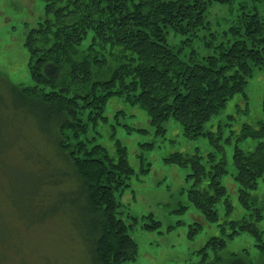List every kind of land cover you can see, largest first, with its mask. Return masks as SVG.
<instances>
[{"label":"trees","instance_id":"obj_1","mask_svg":"<svg viewBox=\"0 0 264 264\" xmlns=\"http://www.w3.org/2000/svg\"><path fill=\"white\" fill-rule=\"evenodd\" d=\"M46 2L51 16L32 30L28 41L36 59V89L26 94L13 87L23 105L34 107L31 119L49 138L54 149L51 156L62 159L65 165V173L54 174L55 169L41 155L27 156V161L37 166L34 174L42 172L45 176L34 182L39 219L48 207H53V213L59 212L57 205L63 206L65 198L60 189L73 184L81 201L68 204L70 208L77 206L68 210L73 220L70 233L83 242L90 264H121L133 259L138 245L130 234L134 223L127 224L119 216L121 204L115 193L132 178L135 169L125 148L119 146L112 155L95 138L89 146L91 140L82 139L87 135L86 128L92 122L103 121L107 99L118 96L134 106L145 107L150 125L158 133L164 132L165 123L173 118L186 137L206 135L218 142L222 132L206 133V124L243 92L254 68L264 70V19L257 14L246 15L245 30L234 28L230 31L231 41L220 43L212 53L196 59L195 55L185 58L179 50H173L168 36L173 30L185 34L184 44L198 38L200 30L190 29L203 24L209 0ZM211 42L207 47L213 45ZM43 84L52 86L46 93L49 96L42 93L46 91ZM249 127L245 124L243 129ZM75 128H81L79 135L74 134ZM261 129L264 134V125ZM66 130H73L72 134H65ZM249 135L256 137L259 133L244 132L242 138ZM206 156L175 152L170 158L178 159L181 166L191 165L189 177L196 183L189 191L190 200L205 214L216 216V206L227 190L220 181L227 161L224 158L215 162L212 153ZM234 161L235 180L249 196L250 189L264 177V141L250 152L238 149ZM226 202L229 205L230 200ZM257 214L252 212L249 219L228 220L233 227L230 235L249 228L259 235L255 227L258 219L252 220ZM154 224L148 225L150 229L159 222ZM225 242L224 238L214 237L200 251L217 252ZM260 247L263 249L264 244ZM202 264L250 263L238 255L219 253Z\"/></svg>","mask_w":264,"mask_h":264},{"label":"rangeland","instance_id":"obj_2","mask_svg":"<svg viewBox=\"0 0 264 264\" xmlns=\"http://www.w3.org/2000/svg\"><path fill=\"white\" fill-rule=\"evenodd\" d=\"M209 1L203 24L190 29L200 30L198 38L184 44L185 34L173 30L168 36L173 50H179L185 58L195 55L201 59L220 43L231 41V30L236 27L245 30L246 15L257 14L264 19V0ZM46 3V0H0V264H90L83 242L70 233L73 220L68 210L77 206L70 208L68 204L81 201L76 186L61 188L65 198L63 206L57 205L59 212L53 213V207H48L41 214L45 218L39 219L34 182L45 176L42 172L39 176L34 174L37 166L28 162L27 156L38 153L55 169L54 174L65 173V165L62 159L51 156L54 149L47 141L49 138L32 121L34 107L23 105L13 88L26 94L36 89V59L28 41L32 30L51 16ZM225 31L230 34L224 35ZM211 40L213 45L207 47ZM43 87H46L44 95L52 89L47 84ZM107 100L104 120L90 123L82 139L91 140L88 142L92 146L95 138L112 155L119 146L125 148L135 169L132 178L115 193L121 204L119 216L127 224L134 223L130 234L138 245L133 259L121 264H202L219 253L238 255L250 264H264V248L260 247L264 244V177L246 196L235 180L234 161L238 149L250 152L264 141L261 134L264 70L254 68L243 92L206 124V133L222 132L218 142L206 135L186 137L173 118L165 123L166 130L158 133L150 125L145 107L134 106L118 96ZM121 110L125 114H119ZM245 124L249 129H243ZM80 129L75 128L74 134ZM251 131L259 135L242 138L244 132ZM175 152L205 156L212 153L215 162L224 158L227 161L226 173L220 179L227 190L224 200L216 206V216L205 214L190 200L189 191L196 183L189 177L193 171L191 165L181 166L178 159L170 158ZM41 186L45 189L46 185ZM252 212H258L252 220L258 219L255 227L259 235L249 228L231 236L233 227L228 220L249 219ZM155 221L158 226L150 229L156 226ZM214 237L226 239V245L217 252L210 249L201 253L200 249ZM124 247L129 249L127 245Z\"/></svg>","mask_w":264,"mask_h":264}]
</instances>
